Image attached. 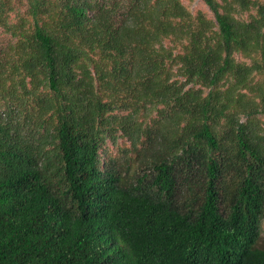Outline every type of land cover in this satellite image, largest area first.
<instances>
[{"label":"trees","instance_id":"obj_1","mask_svg":"<svg viewBox=\"0 0 264 264\" xmlns=\"http://www.w3.org/2000/svg\"><path fill=\"white\" fill-rule=\"evenodd\" d=\"M201 1L0 0V264H264V0Z\"/></svg>","mask_w":264,"mask_h":264},{"label":"rangeland","instance_id":"obj_2","mask_svg":"<svg viewBox=\"0 0 264 264\" xmlns=\"http://www.w3.org/2000/svg\"><path fill=\"white\" fill-rule=\"evenodd\" d=\"M181 2L192 14H195L197 12H201L204 15H206V17L212 18L211 11L201 0H181ZM6 41L7 40H6L5 36L0 32V47L5 45ZM122 143H123V141L120 140L118 142V145H122ZM107 150L112 151V146L108 144ZM259 246L264 247V226H263L262 236H261V239L259 241Z\"/></svg>","mask_w":264,"mask_h":264}]
</instances>
